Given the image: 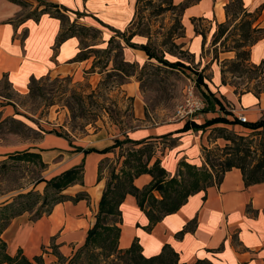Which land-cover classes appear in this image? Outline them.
Instances as JSON below:
<instances>
[{
    "label": "crops",
    "instance_id": "crops-1",
    "mask_svg": "<svg viewBox=\"0 0 264 264\" xmlns=\"http://www.w3.org/2000/svg\"><path fill=\"white\" fill-rule=\"evenodd\" d=\"M18 1L0 0V84L7 82L17 95H27L33 79L56 76L70 78L77 84L85 81L93 83L95 79L99 83L113 71L111 60L107 68L101 65L93 67L97 60L94 53H90V58L86 60L78 59L89 45L80 37L74 36L58 44V38L65 28L64 23L51 14H42L47 4L57 5L70 23L98 31V37L89 45L90 48L104 51L109 40L115 37L122 42L126 62L142 65L149 61L144 51L126 45L117 37L118 32H127L132 26L137 0ZM173 1L176 5L186 2ZM229 2L200 0L185 7L182 16L184 39L189 43V51L200 67L208 89L219 99L225 98L226 101L222 102L234 116H244L248 122L254 123L264 116V93L260 98L251 92L239 95L232 86L223 85L221 63L234 59L235 53L219 52L218 59L213 55L216 48L213 46V36L218 25L227 21L226 5ZM242 2L249 13L261 11L255 26L264 28V0ZM196 27L205 34V39L196 32ZM85 40L87 42L88 39ZM132 43L145 44L146 38L135 36ZM263 60L264 36L250 49L252 64L258 65ZM207 73H212L210 81L205 77ZM123 85L126 95L134 99L133 116L143 124L141 126L115 130L114 133L103 128L80 139L52 130L42 132L38 140L29 144L11 146L0 143V163L7 165L13 162L28 168L35 166L41 171L40 179L29 188H21L8 197L1 196L0 209L24 193L35 192L44 197L47 181L80 166L83 167V184L77 183L62 194L76 197L86 192L90 196L89 200L77 203L71 200L56 203L50 213L40 218L33 219V214L26 212L13 219L0 235L10 256H16L22 251L29 259L42 256L46 264H54L58 259L54 249L64 257H70L85 243L88 231L96 222L108 180L106 170L102 179H99V167L123 165L124 157H120L126 153L127 148H131L126 144L105 153L117 140L153 144L154 158L151 165L159 159L161 167L170 177L176 176L182 163L199 168L206 165L203 148L208 133L192 127L184 130L187 122L191 121L149 124L144 121L145 109L138 87L133 82ZM203 88L208 93L207 88ZM215 117L205 113L192 121L202 125ZM219 126H234L235 130L243 128L239 124ZM88 150L94 151L86 153ZM152 180L151 175L143 174L135 179L134 184L142 189ZM155 195L160 197L157 192ZM121 210L123 224L119 243L122 249L129 248L137 240L147 257L159 254L163 246L169 244L179 253L180 262L185 264H193L202 259H208L213 264H264V183L246 187L239 169L227 172L220 185L190 196L179 211L165 217L151 232L146 230L149 220L134 196H127ZM190 224L193 229L178 237L177 234Z\"/></svg>",
    "mask_w": 264,
    "mask_h": 264
},
{
    "label": "trees",
    "instance_id": "trees-1",
    "mask_svg": "<svg viewBox=\"0 0 264 264\" xmlns=\"http://www.w3.org/2000/svg\"><path fill=\"white\" fill-rule=\"evenodd\" d=\"M14 2H19L18 0H12ZM141 0H137L136 3V16L132 26L127 32L117 33V37L122 39L126 45L140 49L144 51L149 60H155L159 64L171 68H188L181 61H176L174 63L169 62L164 59L165 56H159L157 53L152 51L149 47V38L148 36L140 33H136L134 26L136 20L139 16V4ZM200 0H186L185 4L176 5L172 0L168 5L174 10H179L182 13L185 7L199 2ZM238 8L241 11V14L233 12L234 9ZM162 10L167 11V8ZM51 14L59 18L64 23V29L61 32L58 38V44L63 43L66 39L71 37H80L85 43L86 33L95 31L98 35V31L92 28H87L77 23H70L67 16L59 9L57 5L47 4L45 9L42 10V14ZM226 14L227 21L224 24L218 25L217 31L213 36V46H216L215 59L219 57V51H217V45L219 43L223 44L226 42L229 37H231L232 30L236 32H241L239 37L244 36V40L241 41L237 48L230 49L224 52H236V57L232 60H224L221 66L222 73V84L232 86L226 77L227 71L234 74L236 72H241V75H247L249 78L254 79V75L259 73H264V60L258 64H252L250 62V49L253 44H255L262 36H264V28H259L255 26L256 22L259 20L261 11H256L255 13H249L243 5L242 0H230L226 5ZM239 20V21H238ZM238 21V22H237ZM195 22V21H194ZM233 26V27H232ZM232 27V28H231ZM231 28V29H230ZM185 30V28H184ZM132 31V32H131ZM196 32L201 34L205 39V34L200 32L196 27ZM200 32V33H199ZM262 33V36L256 38L253 43L249 46V54L246 56L245 42L249 40L251 34ZM243 34V35H242ZM135 36H143L147 38L145 44H135L132 43V40ZM116 44L123 50L122 42L115 37H112L109 40V45L104 51H98L94 48H90L87 45V51H82L78 56L80 60H86L90 58V53L96 55V62L93 67L102 66L107 68L109 65V60L112 61V56L116 53V50L111 47V45ZM102 52L107 55V60L105 63L102 62ZM249 63L250 65L245 66L244 64ZM125 64H129L124 61ZM227 67H230V69ZM245 68V69H244ZM113 71L108 73V79L113 77V73H121L123 76L128 77V73L125 72V68L121 69L120 67L113 66ZM194 70V69H193ZM195 71V70H194ZM197 76V86L205 87L208 90L207 104L209 106L206 113L211 112L210 110H215L217 106L220 107V110L223 111L228 116H233L232 120L225 117H215L211 120H207L204 124L199 125L195 121L187 122L184 130H188L191 127L196 130H202L203 128H208L214 125H242L243 127L251 130L260 132L264 131V116L257 122L242 123L239 118L233 115L229 111L223 102L225 98L222 97V100L219 99L208 89L207 84L204 82L203 75L195 71ZM44 79V78H43ZM35 79L31 81L30 92L33 91V85ZM126 82H122L121 85ZM253 93L258 98L264 93V91H253V90H242L239 91L235 87V93L243 95L245 93ZM212 96V97H211ZM132 104L134 99H130ZM223 101V102H222ZM223 130L227 131L226 127H214L212 130ZM229 144L225 147L227 152L224 156L225 158L221 160L219 167L214 165L210 160L209 154L210 151L204 149V158L206 165H203L201 168L189 165L187 163H182L179 167V170L174 177H170L167 171L161 167L160 160L157 159L154 161V145L148 144L149 142H139L135 143L132 141H116L115 145L108 148L105 153L113 151L116 147H123L126 144H129L131 148H127L125 154H122L120 159L124 157L122 163L123 165H113L112 169L108 173V180L103 192V196L100 201L99 211L96 215V222L93 227L88 231V235L85 243L77 249L75 253L70 257H64L56 249L54 253L57 258L62 261H67V264H185L180 262V256L177 251H175L171 245L165 244L161 252L157 255L147 257L144 255L143 250L139 242L136 240L133 244L127 248H120V235H121V225L123 224V213L121 206L126 200L127 196H134L137 200V203L141 210L145 213L146 217L149 220V225L146 227L148 232H151L152 229L161 222L165 217L176 213L180 208L186 204L189 197L200 192H203L214 185H220L224 179V176L227 172L236 168L239 169L244 178L245 186H251L256 184L264 183V140L261 142L259 147V154L255 157L254 161L249 162L248 158L250 157V147H242L240 144H237V141L234 137H227ZM241 143H245L244 137H239ZM144 144V145H142ZM232 144V145H231ZM94 150H88L87 152H92ZM111 166V165H110ZM107 168L105 165H100L99 167V179H102V174ZM143 174H149L152 176V182L140 189L136 187L134 181L136 178ZM80 183L83 184V167H76L71 169L62 175L47 181V188L45 196L30 192L26 195H21V198L29 199V197L36 194L37 201L33 203H21L18 209H13L12 202L11 204L0 209V235L7 229L13 219L16 217L29 212L32 215V218H40L46 213H50L52 207L56 203L63 202L65 200H71L74 203H77L81 200H89L90 196L86 192H82L76 195V197H69L63 195L62 192L67 188ZM49 190L54 192L50 195ZM155 192L160 194V197L155 195ZM38 205L41 208V214L34 215V208ZM193 229L191 224L186 226L180 233L177 234L178 237H182L187 231ZM46 264L42 256H36L32 259L26 257L22 251H19L16 256H10L7 253V245L0 239V264ZM55 264V263H54ZM193 264H213L208 259L197 260Z\"/></svg>",
    "mask_w": 264,
    "mask_h": 264
},
{
    "label": "rangeland",
    "instance_id": "rangeland-1",
    "mask_svg": "<svg viewBox=\"0 0 264 264\" xmlns=\"http://www.w3.org/2000/svg\"><path fill=\"white\" fill-rule=\"evenodd\" d=\"M171 1L141 0L134 30L136 33L148 36L150 49L159 56L164 55V59L171 63L181 61L189 69L163 66L155 60L146 61L142 65L136 62L125 64L122 48L113 44L111 47L116 50L112 56L113 66L125 68L128 77L121 73H113V77L108 79L107 74L99 83L95 79L93 83L85 81L77 84L70 78L50 76L36 80L33 91L29 90L25 96L15 94L7 82H2L0 84V143L11 146L25 145L38 140L42 132L52 130L73 139H80L103 128L114 133L115 130L123 131L141 126L143 124L133 116L131 97H128L123 90L122 82H133L138 87L141 103L145 109L146 120L144 121L152 125L167 121L177 122L175 112L184 99V89L189 81H197L198 74L195 71L200 74L202 72L189 51L188 41L184 39L182 13L168 6ZM163 8L168 10L164 11ZM233 12L241 14L238 8ZM239 34L241 32L232 30V36L223 44L219 43L216 50L224 52L237 48V45L245 39L244 36L239 37ZM85 35L88 39L87 42L85 40V44L89 45L94 43L98 37L95 31ZM260 36L262 33L251 34L249 40L245 42L246 56L249 54V46ZM234 53L236 57V52ZM101 55L102 62L105 63L107 55L104 52ZM213 55L215 56L216 52H213ZM244 65L250 64L246 62ZM241 73L242 71L234 74L229 71L226 73L227 80L234 90L237 87L239 91L248 89L264 91V73L254 75V79L247 77L246 74L241 75ZM205 75L210 81L212 73ZM132 92L133 89H131ZM197 92L206 104L204 112L200 114L202 115L209 108L206 95L208 93L199 86H197ZM7 109H9L8 112H6ZM210 111L209 115H216V117L226 115L219 106ZM226 117L229 120L233 119L228 115ZM214 127L222 126L202 129L208 133L204 147L210 151L209 157L214 165L219 167L221 160L225 158L224 155L230 153L225 149L229 144L227 137H234L237 144L242 145L243 148L250 147L251 154L248 161L255 160L259 154L260 144L264 140L263 130L254 132L245 127L235 130L234 126L227 127V131L212 130ZM239 137H244L245 143H241ZM105 167L106 172L109 173L113 165H105ZM40 177L41 171L38 167L28 168L26 165L13 162L7 165L0 163V197H8L21 188H29ZM53 192L49 190L50 195ZM21 195L16 196L13 199L14 202L12 201L15 210L20 207L21 203L31 204L38 200L36 194L29 199L21 198ZM41 211L40 206L36 205L33 213L38 215ZM61 263L59 259L55 261V264ZM63 264H67V261Z\"/></svg>",
    "mask_w": 264,
    "mask_h": 264
},
{
    "label": "built area",
    "instance_id": "built-area-1",
    "mask_svg": "<svg viewBox=\"0 0 264 264\" xmlns=\"http://www.w3.org/2000/svg\"><path fill=\"white\" fill-rule=\"evenodd\" d=\"M196 82L189 81L184 89V99L177 106L175 112V119L177 121H192L196 119L205 110V101L197 92ZM242 123H246L247 118L239 116Z\"/></svg>",
    "mask_w": 264,
    "mask_h": 264
}]
</instances>
